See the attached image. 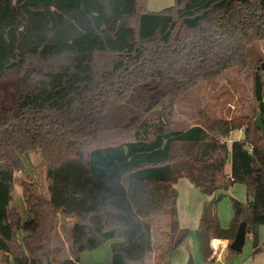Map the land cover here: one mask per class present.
Wrapping results in <instances>:
<instances>
[{"label":"trees","instance_id":"16d2710c","mask_svg":"<svg viewBox=\"0 0 264 264\" xmlns=\"http://www.w3.org/2000/svg\"><path fill=\"white\" fill-rule=\"evenodd\" d=\"M0 0V264H81L112 243L102 264H172L181 227L176 184L205 196L197 228L203 262L215 239L231 248L240 228L260 250L264 225V69L255 70L253 116L174 126L175 105L201 81L249 62L264 41V0ZM244 137L228 143L233 130ZM39 149L49 195L26 172ZM231 160V171L226 164ZM236 183L223 226L218 201ZM31 219L13 204L16 186ZM74 219L71 257L53 258L58 217ZM159 242L154 235L158 234ZM245 240V239H244Z\"/></svg>","mask_w":264,"mask_h":264},{"label":"rangeland","instance_id":"374dc122","mask_svg":"<svg viewBox=\"0 0 264 264\" xmlns=\"http://www.w3.org/2000/svg\"><path fill=\"white\" fill-rule=\"evenodd\" d=\"M174 4V0H148L146 9L148 11H160ZM249 62L245 67H234L215 79H207L187 92H185L175 105L174 126L184 129L193 124L205 125L213 118H234L239 116H253L255 103L253 98L255 70H260L264 63V41L252 44L248 50ZM256 118V117H255ZM244 137V132L233 130L227 139L228 143ZM26 172H19L32 180L37 191L43 195H49L46 182V162L43 153L39 149L30 150L25 153ZM227 172L231 171L230 158L226 164ZM178 190V214L181 227L190 230L186 241L177 247L171 254L172 264H189L193 258L194 264H205L202 259L200 246L197 238V228L202 213L205 196L188 180L181 179L176 184ZM23 189L16 186L13 195V204L19 209L25 220L31 219L23 199ZM224 195L217 204V215L223 226H228L233 217L231 197L247 202L252 197L247 193L246 186L236 183ZM74 219L62 215L58 217L57 227L53 235V258L60 261L70 257L72 242V227ZM159 233L155 234V240L159 242ZM260 252L253 253V240L248 235L234 259L226 264H249L244 262L249 256L256 257V264H264V225L258 230ZM117 239L108 240L96 248L86 250L80 254L81 264L110 263L112 259V243ZM220 243L216 248L219 249ZM226 250L222 251V254ZM221 254V255H222ZM151 264V262H150ZM213 264V263H209Z\"/></svg>","mask_w":264,"mask_h":264},{"label":"crops","instance_id":"0c3cea01","mask_svg":"<svg viewBox=\"0 0 264 264\" xmlns=\"http://www.w3.org/2000/svg\"><path fill=\"white\" fill-rule=\"evenodd\" d=\"M241 131H243V130H241ZM217 243H220L221 244V246H219V249L216 248ZM228 245H229V241L228 240L215 239L213 241V246L215 247V252H214L215 260L213 262L211 261L209 263H213V264H226V263H230L234 258H232V260L230 262H226V258H227L228 254H229V252H228ZM261 248H262V246L260 245V250L258 252L261 251ZM224 250H226V253L222 254V251H224ZM254 251L255 250H254V247H253V253H255ZM71 256L72 255L70 254V257ZM254 257H256V256L254 255ZM254 257H253V255H252V257L249 256L248 258H246L244 260V262L247 261V263H249V264H256L255 263L256 262V258H254ZM236 264H238V263H236Z\"/></svg>","mask_w":264,"mask_h":264},{"label":"water","instance_id":"95a60500","mask_svg":"<svg viewBox=\"0 0 264 264\" xmlns=\"http://www.w3.org/2000/svg\"><path fill=\"white\" fill-rule=\"evenodd\" d=\"M262 68L264 69V63H262ZM263 75H264V71H263ZM255 126L257 128H260L261 130H264V122H263V117L261 114H259L256 118H255ZM244 229L243 228H240L238 233H237V236L235 238V240L233 241V243L231 244V248L233 250H236V251H240L243 243H244ZM189 264H194V261H193V258L191 257L190 258V261H189Z\"/></svg>","mask_w":264,"mask_h":264}]
</instances>
